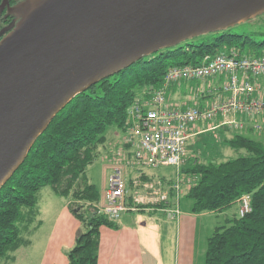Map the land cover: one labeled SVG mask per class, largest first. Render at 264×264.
Listing matches in <instances>:
<instances>
[{"label": "trees", "instance_id": "obj_1", "mask_svg": "<svg viewBox=\"0 0 264 264\" xmlns=\"http://www.w3.org/2000/svg\"><path fill=\"white\" fill-rule=\"evenodd\" d=\"M247 39V34H232L227 28L198 42L186 39L143 56L75 95L0 188V258L17 246L21 227L33 223L38 190L50 186L72 200L69 209L80 221L74 243L66 251L68 264H97L99 227L118 228L97 209L99 193L86 174L105 142L106 128L123 129L127 106L142 89L160 87L169 66L199 63L204 55L225 49L241 51ZM249 42L261 44L264 39ZM249 130L224 140L243 154L220 162L189 159L181 168L192 178L184 193L192 201V213L221 212L242 194H250L247 213L215 226L208 235L204 264H264V135L256 139Z\"/></svg>", "mask_w": 264, "mask_h": 264}, {"label": "water", "instance_id": "obj_2", "mask_svg": "<svg viewBox=\"0 0 264 264\" xmlns=\"http://www.w3.org/2000/svg\"><path fill=\"white\" fill-rule=\"evenodd\" d=\"M5 0L0 3V12ZM264 11V0H35L0 29V188L78 93L145 55Z\"/></svg>", "mask_w": 264, "mask_h": 264}, {"label": "crops", "instance_id": "obj_3", "mask_svg": "<svg viewBox=\"0 0 264 264\" xmlns=\"http://www.w3.org/2000/svg\"><path fill=\"white\" fill-rule=\"evenodd\" d=\"M218 78L219 82L224 79L223 76ZM252 80L259 91H264L263 75L252 77ZM214 85V82H210L207 86H201L190 93L184 88L183 81L172 83L166 89V101L175 106H188L192 103L202 106L225 96L213 90ZM223 118V116H216L211 120L213 123L206 128H199V123L191 127L190 137L186 141V154L198 145L196 140L201 139L197 138L199 135L208 129L220 127L219 123ZM239 118L245 125L237 132L247 133L250 128L249 133L254 137L256 132L251 127V123L254 120L264 119V116L243 114ZM113 136L109 139L105 136L106 139L102 145L101 174L98 180L88 176L86 169L90 182L99 193V200L104 197L108 175L116 165L118 158L116 155L120 150L124 153V164L127 163L124 174L128 187L133 178L144 175L153 177L149 171L151 167L131 163L130 147L118 138L116 131ZM194 158L196 157L193 154L187 155L185 163ZM187 186L183 187V195ZM41 188H47V186ZM41 188L37 192L36 216L33 223L30 226L21 227L17 246L0 258V264H68L66 251L74 243L80 221L69 209V203L72 201L70 198L58 195L50 186L48 189ZM178 204L180 213L176 217H172L161 209L149 210L154 211L153 214L143 209L145 212L121 214L116 221L118 228L100 226L97 264H204L207 237L213 232L215 226L220 225L217 224V215L215 218L212 215L217 211L192 213L190 212L192 201L188 198L184 201L180 198ZM232 216V214L230 216L225 214L223 223H227Z\"/></svg>", "mask_w": 264, "mask_h": 264}, {"label": "built area", "instance_id": "obj_4", "mask_svg": "<svg viewBox=\"0 0 264 264\" xmlns=\"http://www.w3.org/2000/svg\"><path fill=\"white\" fill-rule=\"evenodd\" d=\"M258 75L264 76V53L248 55L235 48L206 54L199 63L169 66L160 87L142 89L127 106L122 131L123 142L130 147L132 164L151 168L174 166V176L137 177L128 187L124 174L127 163L124 164V153L120 150L97 209L113 222L125 212L142 209H161L172 217L178 216V201L183 193L180 167L185 163L191 127L223 116L220 125L241 130L245 123L240 115L264 116V91H259L252 80ZM221 76L224 77L221 86L213 87L225 95L219 100L202 106L197 103L175 106L166 101V89L172 83ZM251 127L257 134L264 132V119L252 121ZM238 208L239 217L250 210V194L238 198Z\"/></svg>", "mask_w": 264, "mask_h": 264}, {"label": "rangeland", "instance_id": "obj_5", "mask_svg": "<svg viewBox=\"0 0 264 264\" xmlns=\"http://www.w3.org/2000/svg\"><path fill=\"white\" fill-rule=\"evenodd\" d=\"M227 30L232 34H247L248 38L246 40V43L243 46L242 53L248 54V55H254V54H260L261 52L264 53V43L261 44H252L249 41H255L259 42L264 39V11L247 19L242 22L235 23L227 28ZM220 32V31H218ZM218 32H206L203 34H197L195 36L189 37L187 40L192 39L194 42L201 41L205 38L212 37L214 35H217ZM184 43V41L181 42V44ZM217 77H211V78H203V79H196L191 81H183L184 88L187 92H194L196 89H199L201 86H207L210 82H214V88L218 89L221 86V81L219 82ZM199 128H206L209 126L210 123H213V121H205V122H198ZM119 135L118 138L123 140V133L122 131L118 130L116 126H108L105 130V136L107 139L109 137H114L115 134ZM238 130H234L232 127H229L227 125H220V127H217L215 129H208L204 131L203 134L199 135L197 138H201L200 140H196L198 145L185 155V159L187 155L193 154L198 161H213V162H220L229 158H234L238 155H241L244 153L242 149H233L229 147L227 144H225L224 140L228 137H231L232 134L238 133ZM240 133V132H239ZM264 135V132L262 133H255L254 138L261 139ZM102 145L98 147V156L96 160L94 161L93 165L87 167V173L88 176H91L94 178V180H98L101 174V167L100 164L102 163ZM185 165V163L180 167L181 168ZM97 168L95 171L94 169ZM151 172V175L153 177H173L175 173V167L174 166H160L158 168H152L149 170ZM183 174V172H182ZM96 177V179H95ZM191 181V178L189 176H186L183 174V184L187 186L189 182ZM47 188H41L48 189ZM181 200H185L186 197L181 194ZM239 208H238V198L234 201V203L226 210H223L221 212H216V214H212L214 218L217 215L218 223L220 225H223V217L225 214L230 216L232 214L234 216L239 217ZM225 213V214H224ZM231 217V218H232ZM230 218V219H231Z\"/></svg>", "mask_w": 264, "mask_h": 264}, {"label": "flooded vegetation", "instance_id": "obj_6", "mask_svg": "<svg viewBox=\"0 0 264 264\" xmlns=\"http://www.w3.org/2000/svg\"><path fill=\"white\" fill-rule=\"evenodd\" d=\"M22 1H35V0H5V5L2 9V11L0 12V29H2L3 27L7 26L11 21H14V23H16L19 20V16L17 14H9V15H5L6 13V8H7V3L9 6H14ZM5 19L6 22H2ZM7 32V30L3 31L0 33V38H2L5 33Z\"/></svg>", "mask_w": 264, "mask_h": 264}]
</instances>
